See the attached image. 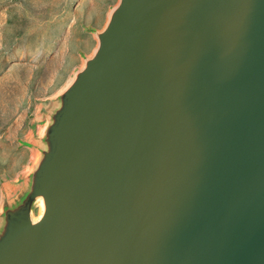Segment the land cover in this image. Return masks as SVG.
I'll return each mask as SVG.
<instances>
[{
  "label": "water",
  "instance_id": "obj_1",
  "mask_svg": "<svg viewBox=\"0 0 264 264\" xmlns=\"http://www.w3.org/2000/svg\"><path fill=\"white\" fill-rule=\"evenodd\" d=\"M0 264H264V0H122Z\"/></svg>",
  "mask_w": 264,
  "mask_h": 264
},
{
  "label": "rangeland",
  "instance_id": "obj_2",
  "mask_svg": "<svg viewBox=\"0 0 264 264\" xmlns=\"http://www.w3.org/2000/svg\"><path fill=\"white\" fill-rule=\"evenodd\" d=\"M119 2L0 0V247L39 213L69 93Z\"/></svg>",
  "mask_w": 264,
  "mask_h": 264
},
{
  "label": "bare ground",
  "instance_id": "obj_3",
  "mask_svg": "<svg viewBox=\"0 0 264 264\" xmlns=\"http://www.w3.org/2000/svg\"><path fill=\"white\" fill-rule=\"evenodd\" d=\"M121 1L122 0H120L119 4L116 5V7L112 10L111 19L114 17L116 12L118 11L119 6L121 4ZM99 48H100V45L98 46V48L96 50L97 52L99 51ZM38 202H39L40 210H39V213H38V215L36 217H33V216L31 217L32 224H37L40 220H42V218L45 216V214L47 212L48 204H47L46 198L41 196V197H39V201Z\"/></svg>",
  "mask_w": 264,
  "mask_h": 264
}]
</instances>
